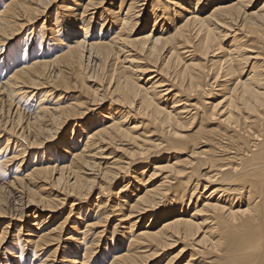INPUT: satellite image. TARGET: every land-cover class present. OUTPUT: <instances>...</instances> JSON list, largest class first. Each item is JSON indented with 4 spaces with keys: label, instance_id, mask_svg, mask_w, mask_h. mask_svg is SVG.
I'll list each match as a JSON object with an SVG mask.
<instances>
[{
    "label": "bare ground",
    "instance_id": "obj_1",
    "mask_svg": "<svg viewBox=\"0 0 264 264\" xmlns=\"http://www.w3.org/2000/svg\"><path fill=\"white\" fill-rule=\"evenodd\" d=\"M0 56L12 264H264V0H0Z\"/></svg>",
    "mask_w": 264,
    "mask_h": 264
},
{
    "label": "rangeland",
    "instance_id": "obj_2",
    "mask_svg": "<svg viewBox=\"0 0 264 264\" xmlns=\"http://www.w3.org/2000/svg\"><path fill=\"white\" fill-rule=\"evenodd\" d=\"M101 8V7H100ZM95 11L96 12H98L99 13V10L96 8L95 9ZM92 12V11H91ZM43 22V18L41 17V18H39V19H37V21H35L34 23H33V25H35V26H37V27H39L40 25H41V23ZM99 23V22H98ZM47 31H49V29L47 30ZM27 33V32H26ZM8 48V47H7ZM2 56V55H1ZM0 56V57H1ZM2 58V57H1ZM1 58H0V60H1ZM91 65V67H92V69H95V70H93V72H98L99 71V68H96L97 66H95V65H92V64H90ZM141 83V82H140ZM72 93H74L75 95H78V93L77 92H74V91H71ZM33 99V100H32ZM31 100V103L33 104V103H35L34 102V100L35 99H37L36 100V102L38 101V99H39V97L38 98H36V96H34V98H32ZM10 100L9 99H6V98H1L0 99V122H1V129H0V132H1V134H0V147L1 146H3V144L5 143V137L6 136H9V134L8 133H10V131H8L7 129H9V128H11V126H12V129H14V131H19L20 130V128H23L24 126H25V121H26V119L28 118V113L27 112H24V111H26L25 109H23V108H20V110L18 111V113H15L14 115H12L13 113H11V108H12V104H11V102H9ZM9 102V103H8ZM30 103V101H29V105L31 104ZM11 105V106H9V105ZM33 106V105H32ZM2 109V110H1ZM9 111V112H8ZM21 113V114H20ZM19 114V115H18ZM24 114V115H23ZM9 115V116H8ZM27 117V118H26ZM21 118H23V119H21ZM8 121L9 123H6L5 121ZM3 121V122H2ZM22 121V122H21ZM12 122V123H11ZM16 124H14V123ZM4 123H6V124H4ZM11 124V125H10ZM20 124V125H19ZM98 124V123H97ZM131 124V123H130ZM4 125H6V126H4ZM17 127V128H16ZM6 128V129H5ZM69 129V128H68ZM5 130V131H4ZM8 131V132H7ZM27 131H29L28 130V128L26 127H24V130H23V132L25 133V134H27ZM10 134H14V133H10ZM11 138L12 139H14V136H11ZM12 139L10 140V142H9V146L8 147H11V148H9V150H8V152L9 151H12ZM5 145V144H4ZM48 148V147H47ZM34 152H32L31 150L29 151V152H26V155L25 156H22V157H19V158H24L23 160V163H22V165L19 167L20 169H21V171L23 172V170L26 168V166L28 165V164H30V162L31 161H33V155H35L36 153H38L37 151L38 150H33ZM9 155H11V154H9ZM37 156H38V154H36ZM17 160H19V159H17ZM14 167V166H13ZM13 167H11L12 169H13ZM10 171V173H11V169L9 170ZM21 172V173H22ZM24 173V172H23ZM10 175H12V173L10 174ZM50 184H47L46 186H45V188L46 189H44V190H42V192H40V193H42V195L43 196H47L48 195V197H51V196H55V195H58L59 193L56 191V190H54L55 188H53L51 185L49 186ZM13 186V185H12ZM14 186H15V184H14ZM49 186V187H48ZM51 187V188H50ZM48 188V189H47ZM3 189H4V191H3ZM51 189V190H50ZM46 190V191H45ZM7 191V192H6ZM10 192V193H9ZM0 193H2V194H0V201L2 200V202H0V209H1V207H2V210H4V212L5 211H7V212H5V213H7V215L5 214V213H3L4 215L2 216V218L0 219V220H3V221H5V220H7V219H9V215H11V217H18L19 216V213H21V212H23L24 210L26 211V208L24 207L25 206V198H23V197H25L23 194H20V195H18V194H11V191H8V190H6V188H2V189H0ZM51 193V194H50ZM54 193V194H53ZM4 194V195H3ZM12 195V196H11ZM13 195H14V197H13ZM21 195H22V197H21ZM11 196V197H10ZM20 196V197H19ZM59 197H61L60 195H58ZM69 204H71V202L70 203H68V204H64V205H62L61 206V210H65V212H67L69 209ZM73 206H76V205H73ZM68 207V208H67ZM91 209H92V207H91ZM31 211H33V209L31 208V210H30V212ZM11 214H10V213ZM13 213V214H12ZM18 213V214H17ZM45 213V212H44ZM47 214V213H46ZM57 215V214H56ZM7 216V217H6ZM53 216V215H52ZM23 219V218H22ZM54 219V218H53ZM18 220H20V219H18ZM58 220H60V219H58ZM127 221V220H126ZM1 226H3V223L0 225V229H1ZM142 226H143V223L142 222H138L135 226H134V228L133 229H136V231L138 232L139 230H141V228H142ZM109 230H111L112 229V226L111 227H109L108 228ZM120 229V228H119ZM22 232H25V231H22ZM119 232V231H118ZM24 234V233H23ZM21 235V234H20ZM21 237L23 238L24 236H22L21 235ZM21 237H20V241L22 242V244H24L25 242H24V240L22 241V239H21ZM65 236L63 235V238H64ZM9 239V240H8ZM6 241H7V243H6ZM60 241H62V240H60ZM9 242H13V241H11V238L7 235V238H6V240H4V243L2 244L1 243V247H0V264L1 263H4V261L6 260L7 262V264H12L11 263V261H13V258L12 259H10V258H8L7 257V255H6V252H3L2 250L5 248V247H7V245H8V243ZM11 244V243H10ZM17 243H15V245H16ZM66 243H65V241H62V246L63 245H65ZM62 246L60 247V248H62ZM14 247V249H10V253L12 254H10V256L9 257H11V256H14V254L15 255H17V250L15 249L16 248V246H13ZM55 246L54 245H49L46 249H47V251H46V249H44V252H45V254H40L41 256H43V257H45L47 254H49L50 252H51V249L52 248H54ZM177 250V248L176 249H174V251H176ZM43 251V250H42ZM173 251V252H174ZM173 252H171V253H168L169 255H171ZM40 253V252H39ZM25 254H27V251L25 252ZM51 254V253H50ZM59 255H61V253L59 254V252L57 253V255H56V257H59ZM28 256H29V254H28ZM31 257V256H30ZM50 257H52V256H50ZM52 261H50V263H51Z\"/></svg>",
    "mask_w": 264,
    "mask_h": 264
}]
</instances>
